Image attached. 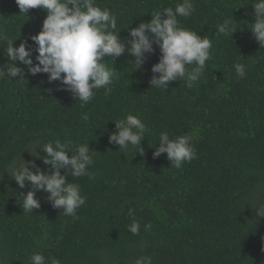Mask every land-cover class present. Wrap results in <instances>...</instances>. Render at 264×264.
I'll return each mask as SVG.
<instances>
[{"label":"trees","instance_id":"trees-1","mask_svg":"<svg viewBox=\"0 0 264 264\" xmlns=\"http://www.w3.org/2000/svg\"><path fill=\"white\" fill-rule=\"evenodd\" d=\"M182 2L95 0L116 16L114 31L122 41L155 12ZM192 3L195 11L177 16L179 24L209 37L212 48L191 88L185 79L151 88V68L161 55L155 45L139 69L127 51L114 64L106 57L118 79L109 94L95 90L84 105L59 82L49 83L47 74H27L19 61L25 80L0 79V264H31L34 253L60 264H136L141 258L145 264H264V217L256 215L264 205V47L249 30L253 0ZM46 16V10L23 14L16 0H0V65L8 63L7 41L19 47L41 31ZM232 18V36L218 33L217 25ZM28 44L35 49L33 41ZM238 63L245 67L243 78L235 72ZM128 114L149 129L142 155L139 147L119 151L109 143L114 122ZM165 131L170 139L192 135L195 159L175 168L166 154L153 158ZM57 139L70 141L73 149L88 143L98 153L88 168L91 176L68 175L86 197L75 217L54 209L42 191L36 193L40 208L24 211L20 195L31 188L20 189L6 172L20 155L47 172L51 166L24 150ZM133 219L140 224L138 235L128 228Z\"/></svg>","mask_w":264,"mask_h":264},{"label":"clouds","instance_id":"clouds-1","mask_svg":"<svg viewBox=\"0 0 264 264\" xmlns=\"http://www.w3.org/2000/svg\"><path fill=\"white\" fill-rule=\"evenodd\" d=\"M16 3L23 14L28 13L29 9L40 8L47 11V16L41 31L22 40L19 47H13L14 41H7L8 63L0 65V79L7 75L11 79L20 77V80H25V70L17 66L19 61L26 66L27 74H47L49 83L59 82L82 105L92 100L95 90L103 88L105 94H109L114 79H118L117 70L104 62L106 57L114 64L127 51L134 57L133 61L139 69L147 59L146 54L154 53V45L157 46L161 55L159 62L151 68L153 75L149 81L151 88L157 89H167L169 82L181 79H185L191 88L203 75L206 61L211 58L212 40L181 27L177 19V16L187 18L192 15L195 11L192 0H183L175 10L169 7L155 12L150 22H141L131 28L130 39L123 41L119 33L114 31L116 16L110 10L96 6L95 0H16ZM252 4L255 22L250 24L249 30L260 46L264 47V0H253ZM236 28L233 18L217 25L218 33H230L231 36ZM28 40L34 42L35 49L28 44ZM34 51L37 53V63L32 59ZM190 65L195 67L188 71ZM234 67L237 76L243 78L244 65L238 63ZM81 118L86 121L88 115L85 113ZM114 123L117 131L109 135V143L118 145L119 151L130 146L139 147L142 155L141 141L149 129L141 119L128 114ZM192 139L190 134L170 139L167 131L162 132L159 145L154 148L153 158L166 154L170 167L180 168L183 163L196 157ZM37 149L46 155L40 156ZM24 151L51 167L45 172L33 161L26 162L21 155L19 162H11L6 171L10 179L20 189L26 185L31 188L26 194L20 195L23 197L22 209L33 212L40 208L36 193L42 191L48 194L47 200L54 209L75 217L77 209L85 205L86 197L81 194L79 184L69 182L68 175L75 178L91 176L88 168L94 164L93 156L98 153L91 151L88 143L73 149L70 141L62 143L59 139L54 143H34ZM62 170L64 175L61 174ZM2 180L3 175H0ZM129 215L133 216L131 209ZM256 215L264 217V205L257 209ZM128 228L130 233L138 235L140 224L133 219ZM145 228L150 229L151 225H145ZM30 260L31 264H60L55 257H49L46 261L40 253H34ZM136 264H145V259H138Z\"/></svg>","mask_w":264,"mask_h":264}]
</instances>
